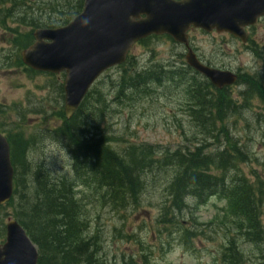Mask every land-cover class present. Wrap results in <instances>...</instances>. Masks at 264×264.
I'll list each match as a JSON object with an SVG mask.
<instances>
[{"label": "rangeland", "instance_id": "rangeland-1", "mask_svg": "<svg viewBox=\"0 0 264 264\" xmlns=\"http://www.w3.org/2000/svg\"><path fill=\"white\" fill-rule=\"evenodd\" d=\"M5 26L12 28L15 24L7 20ZM7 33L0 25V129L7 135L22 132L33 140L27 155L32 164H40L53 176L67 173L70 158L64 143L51 135L61 125L57 113L63 110L59 91L63 77L31 74L24 66H13L17 52L9 45L11 36ZM248 34L247 45L223 33L201 30L190 31L188 37L196 55L216 68L258 75L264 82V19ZM184 54V47L164 37L134 45L129 63L98 78L81 115L85 120L90 116L88 123L95 132L115 139L111 142L115 150L148 145L158 148L156 157L176 150L186 153L199 149L200 155L216 154L227 148V135L240 154L230 152L239 160L235 170L224 172V180L238 175L252 185L261 182L264 190V105L255 99L244 108L238 96L240 87L234 86L227 94L237 108L221 121L200 124V119L208 114L214 118V113L210 109L198 117L192 112L196 105L190 86L202 94L210 91L199 77L180 71L185 67ZM137 72L157 74L160 81L120 93L119 84ZM207 129H211V135ZM210 173L221 175L215 169ZM173 174L172 167L145 172L136 203L124 209L104 202L98 188L79 186L87 235L97 234L98 256L103 264H221L229 241L243 255V264H259L256 259L264 256V247L259 250L242 238L224 200L213 197L195 211L191 207L181 214L174 213L179 225L170 223L168 214V221H163L164 208L169 205L167 185ZM261 197L264 227V194ZM8 217L11 215L3 217V225ZM184 230L195 236L181 241Z\"/></svg>", "mask_w": 264, "mask_h": 264}, {"label": "trees", "instance_id": "trees-1", "mask_svg": "<svg viewBox=\"0 0 264 264\" xmlns=\"http://www.w3.org/2000/svg\"><path fill=\"white\" fill-rule=\"evenodd\" d=\"M83 1L0 0V25L8 31L7 34L11 36L9 45L17 52L13 66L23 67L20 52L32 44L34 29L66 25L81 12ZM7 20L15 26L6 27ZM126 62L129 63L128 59ZM185 69L179 70L185 72ZM159 81L157 74L133 73L123 80L124 84H119L120 93ZM246 82V89L242 92L244 108L248 107L256 93L264 105V91L256 88L253 78L248 76ZM206 83L202 86L210 89ZM59 91L63 97L62 85ZM192 93L199 107H204L207 99L205 106L217 109L214 118H202L200 124L221 121L227 115L226 112L231 111V98L224 91H217V94L205 91L202 94L193 87ZM89 94L70 119L65 118L63 110L58 112L61 125L51 132L54 139L64 143L69 155L70 170L67 173L53 176L40 164H32L27 155L34 142L25 138L22 132L6 135L14 170V189L9 202L0 206V239L4 238L3 217L10 214L37 248V264H103L98 256L97 234L87 235L79 186L88 184L98 188L104 202L115 209H124L136 203L145 172L167 167H172L174 174L167 185L169 205L164 208V222L170 216V223H176L174 213L181 214L191 207L195 211L211 197H217L227 203L228 212L236 219L235 225L242 230L245 239L260 236L261 195L264 194L262 183L252 185L238 175L230 181L224 180V172L235 170L236 161L239 160L238 156L235 158L230 152L234 150L240 154L239 148L230 142L227 135L225 140L228 146L225 150L205 156L200 155L197 149L186 153L180 150L159 153L161 157H156L158 148L148 145H129L117 151L111 146L115 139L95 132V128L92 129L88 123L90 116L85 120L84 114L81 115ZM105 107L106 104L100 115ZM207 131L209 135L212 134L211 129ZM0 132L5 131L0 129ZM213 169L220 171L221 175L210 173ZM7 209L10 211L6 212ZM191 233L189 230L182 231L181 241L186 242L195 236ZM224 258H228V264L241 263L240 253L233 241L228 242Z\"/></svg>", "mask_w": 264, "mask_h": 264}, {"label": "water", "instance_id": "water-1", "mask_svg": "<svg viewBox=\"0 0 264 264\" xmlns=\"http://www.w3.org/2000/svg\"><path fill=\"white\" fill-rule=\"evenodd\" d=\"M264 15V0H84L81 12L67 25L34 30V42L20 54L36 72L64 73V112L70 118L94 82L124 63L132 46L151 35H168L187 45L191 28L228 33L246 41L244 28ZM187 65L221 88L235 82L229 72L200 64L191 51ZM13 192L9 145L0 134V206ZM0 244V264H37L36 247L17 221L7 219Z\"/></svg>", "mask_w": 264, "mask_h": 264}, {"label": "flooded vegetation", "instance_id": "flooded-vegetation-1", "mask_svg": "<svg viewBox=\"0 0 264 264\" xmlns=\"http://www.w3.org/2000/svg\"><path fill=\"white\" fill-rule=\"evenodd\" d=\"M159 38V37H158ZM189 46H191V44H190V42H189ZM195 51V50H194ZM197 57H198V59L201 61V62H203L204 64H206V65H208V66H211V67H213V68H216V66L215 65H211L209 62H207L206 60H204V59H202L199 55H197ZM218 69H221V70H229V71H232V72H234L235 74H236V76H237V79H236V85H242V86H246L247 85V83L248 82H246V80H245V78H246V76H245V74L244 73H242L241 71H239V70H231V69H227V68H224V67H221V68H218ZM259 76L257 75V78H258ZM201 79V81H204V79H202V78H200ZM259 81H260V79L258 78V79H256L255 80V83L257 84V89L260 91L261 89H262V91H264V84H262L261 86L258 84L259 83ZM207 84V83H206ZM209 84V83H208ZM232 87H224V88H222L221 90H223V91H227V92H229V90L231 89Z\"/></svg>", "mask_w": 264, "mask_h": 264}]
</instances>
